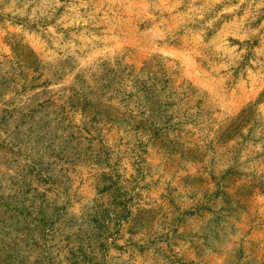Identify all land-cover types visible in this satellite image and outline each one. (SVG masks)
Masks as SVG:
<instances>
[{
    "label": "rangeland",
    "instance_id": "374dc122",
    "mask_svg": "<svg viewBox=\"0 0 264 264\" xmlns=\"http://www.w3.org/2000/svg\"><path fill=\"white\" fill-rule=\"evenodd\" d=\"M0 264H264V0H0Z\"/></svg>",
    "mask_w": 264,
    "mask_h": 264
},
{
    "label": "trees",
    "instance_id": "16d2710c",
    "mask_svg": "<svg viewBox=\"0 0 264 264\" xmlns=\"http://www.w3.org/2000/svg\"><path fill=\"white\" fill-rule=\"evenodd\" d=\"M158 66H159V68L163 71L164 69H165V66L164 65H160V64H158ZM153 68V66L152 65H150V64H148V65H144L143 66V68H142V70L143 71H146V69L147 70H150V69H152ZM134 73V72H133ZM140 73H141V71H140ZM132 75H134L135 76V74H132ZM136 85H135V87L133 88V90H134V92H128L127 94H126V96H124L123 98H122V101L123 102H126V103H129L130 102V100H133V99H135V100H139V98L138 97H136V95H138L139 93H142L143 91H146V88H147V86H146V83L145 82H140L139 80H134L133 81ZM162 83L164 84V87H167V85H168V80L166 79H164V80H162ZM179 88V87H178ZM163 89H165V88H163ZM181 95H185L184 94V92H181ZM139 96V95H138ZM187 98H188V95L186 96ZM154 106L156 105V104H153ZM138 106H139V103H138ZM167 107H168V104L167 105H165V104H160L159 106H158V108L160 109V111L163 113V112H165L166 110H167ZM142 107L141 106H139L138 107V109H139V111H138V113L139 114H143V109H141ZM129 118H135V116L134 115H131V116H129Z\"/></svg>",
    "mask_w": 264,
    "mask_h": 264
}]
</instances>
